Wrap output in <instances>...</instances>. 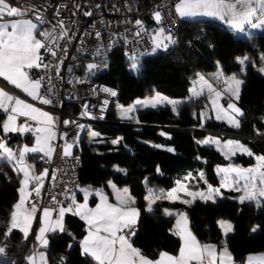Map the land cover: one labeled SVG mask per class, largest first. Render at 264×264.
I'll use <instances>...</instances> for the list:
<instances>
[{"label":"trees","instance_id":"trees-1","mask_svg":"<svg viewBox=\"0 0 264 264\" xmlns=\"http://www.w3.org/2000/svg\"><path fill=\"white\" fill-rule=\"evenodd\" d=\"M263 52V29L234 35L231 29L212 19H181L177 42L167 51H152L140 57L139 71L131 72L127 66L129 60L119 51H113L108 60L91 74L92 79L116 87V102L121 104L150 94L153 90L171 97H183L197 71L208 74L218 68L224 74H236L244 80L240 99L234 101L244 113L238 129L210 117L203 122L200 120L196 108L203 105L205 93L178 103V113L165 105L154 109L137 106L138 111L134 115L139 123L144 124L142 126L113 123L135 120L116 118L111 105L105 114V119L110 123H90L98 134L96 137L86 135L89 123L83 128L78 146L73 149L79 157L77 177L85 185L106 193V180L129 189L136 199L135 207L140 210L132 243L146 257L153 259L160 251L174 254L179 247V237L170 231L174 230L173 218L164 215L166 208L186 212L189 229L200 243L218 244L221 233L215 220L227 219L233 225V231L226 236L232 264H242L248 253H264V207L257 208L248 202L239 203L235 198L236 191L221 189L223 195L216 198L215 203L196 200L191 206L161 200L153 205L152 212L145 211L142 201L146 187L167 190L185 173H204L203 180H196L197 187L204 184L217 186L219 179L213 172L214 164L230 161L246 166L252 163L251 157L242 154L226 159L212 146L197 143L201 138L199 136L203 135L202 131L178 127L235 132L246 136L240 138V142L253 154L264 155V75L253 67ZM242 55L248 57L243 73L242 66L237 62V57ZM211 80L214 81V78ZM118 137L121 138L120 142L112 144L111 141ZM168 147H173L175 151L168 152ZM27 158L35 170L41 168L37 154H28ZM114 166L126 172H118ZM18 179L19 174L7 162L0 161V247L6 248L2 255L12 258L21 251L26 254L32 248L30 237L25 240L17 229L9 237L3 235L7 229L9 211L18 196ZM255 225L260 227L253 232L251 229ZM64 228L63 233H47L49 244L44 248L47 264H95L90 257L81 255L78 245L83 233V221L78 216L66 214ZM69 243L72 244L71 248L68 247Z\"/></svg>","mask_w":264,"mask_h":264},{"label":"snow or ice","instance_id":"snow-or-ice-1","mask_svg":"<svg viewBox=\"0 0 264 264\" xmlns=\"http://www.w3.org/2000/svg\"><path fill=\"white\" fill-rule=\"evenodd\" d=\"M175 12L180 18L207 17L218 19L226 23L233 30H242L246 25L251 28H264V0H177L175 4ZM26 13L22 12L18 7L12 6L9 0H0V78L6 81L8 85L13 86L25 96L33 101H38L42 105L52 104L50 94L53 91L52 77L39 76L33 78V70L54 67L57 76L61 74L60 65L63 60L53 65L51 61L45 62V57L41 50L49 53L53 59L58 57V50L67 53V43L60 44L61 40L71 42V36L66 30L63 21L58 22L60 32L40 31L39 25L32 19H11L5 18L22 17ZM85 15H91L85 12ZM157 23L161 21V13L156 11L153 13ZM259 22H254L255 20ZM36 20L44 23V20L37 15ZM137 26H142L141 20L135 21ZM56 26H54L55 28ZM139 34V33H137ZM74 36L75 33H72ZM99 37L100 33L97 32ZM39 37V38H38ZM176 41L172 35L165 34L163 28L159 29L153 36V52L167 51ZM213 47V45H209ZM99 51V50H98ZM248 61V57H237V62L242 66L241 73L245 71L243 67ZM260 61L264 64V54L260 56ZM98 67L97 64L90 63L87 70L91 73ZM256 67V65H253ZM132 71H139L136 63L131 66ZM259 73L264 74V66L258 68ZM198 80L196 85L191 89L192 97H200L207 89L210 94L212 111L215 113L216 120H224L232 128L238 129L241 126V117L244 116L243 111L233 101L240 99V93L244 80L237 78L236 74L231 77H225L222 71L213 74L215 80H223L225 87L223 90H217L204 76L197 74ZM47 89V94H43V90ZM115 97L117 92L108 88L103 89ZM227 95L229 102L224 107L219 101ZM107 103V101H105ZM179 102L170 100L166 96L157 92L154 96L144 99H137L135 104L130 107H121L120 118L122 120H139L135 118L138 111L137 106L141 108H156L159 105L167 104L172 106V110L178 113L177 104ZM0 111L6 113V118L0 122V128L5 136L9 133H32L35 137L34 146H23L19 148L18 153L9 147L5 139H0V160H4L11 164L12 169L16 173H22L19 180L18 201L13 205L10 212V223L4 232L5 237H9L14 229H18L23 234V238L27 240L32 230L33 220L36 218L38 206L30 197L33 193L39 197L44 187L43 178L48 175V169H44L39 175L34 173L33 166L26 163V155L29 153H42L43 157H47L51 161L55 151L53 141L57 139L55 125L56 117L53 114L29 103L27 100L19 96L12 95L4 88H0ZM82 115H90L85 108ZM195 115V114H194ZM24 117L23 123H18V118ZM205 113H200V119L203 122ZM75 121L64 120L63 124L68 126ZM83 128L84 125H79ZM79 135V133L77 134ZM96 132H90L91 137H96ZM67 133L63 134L60 139H65L62 150V158H70L73 156L74 143L67 142ZM121 138L111 141L112 144H118ZM206 145H215L218 151H221L226 159H231L238 152L247 156H253V152L239 141L227 140L223 143L219 138L208 137L203 141H197ZM155 147H161L156 145ZM168 152H174L173 147L167 148ZM199 159V157H198ZM79 162V157L75 158ZM256 164L249 168H242L238 165L229 163L226 167L217 166V174L221 175V183L219 187L207 185L206 189L197 187L195 190L191 187V181L196 179L189 173L183 181H176L175 187L165 191L163 189L154 190L146 188L145 211L152 212L153 205L157 201L166 200L169 202L179 201L182 204L191 206L196 200L205 203L211 201L216 202L217 197H221L223 193L221 189H231L240 193L236 198L239 203L245 202L254 204L257 208L264 207V155L255 156ZM118 172H126V170L114 166ZM159 167L157 172H159ZM53 170L52 176L55 179ZM199 179H204V173H198ZM110 187L114 190L116 203H110L108 196L102 189L89 191L83 189V202H78L75 194L68 199L65 205L62 201H57L56 197H52L53 203H58L56 209L44 207L39 217L40 228L36 232V242L46 248L49 240L46 238L47 233H55L57 231L63 233L64 218L66 214L78 216L87 225V234L80 241L81 255L90 257L95 264H228L232 257L225 243L224 247L217 251L214 244H201L189 229V220L185 211H173L164 209V215L167 217H175L174 230H170L174 235L178 236L181 244L178 255H171L167 252H160L159 257L152 260L142 254L141 250L134 247L132 237L136 234V225L140 217V210L135 207L136 199L133 197L127 187L117 189L112 181H108ZM29 185H32L29 188ZM68 189L65 188V192ZM181 193L184 197L182 198ZM98 197V203L95 207H89V196ZM27 205H30L27 206ZM55 213V218H54ZM223 234L226 236L233 231V225L229 221L219 220ZM259 225L253 226L251 231L255 232L259 229ZM70 234V233H69ZM69 248L72 244L69 243ZM6 252L5 247H0V254ZM27 264H47L46 255L43 251L35 253L33 256L25 258ZM63 257L61 260L63 261ZM249 264H264V256L250 257Z\"/></svg>","mask_w":264,"mask_h":264},{"label":"built area","instance_id":"built-area-1","mask_svg":"<svg viewBox=\"0 0 264 264\" xmlns=\"http://www.w3.org/2000/svg\"><path fill=\"white\" fill-rule=\"evenodd\" d=\"M9 2L26 13L22 16L23 18L38 22L42 31L55 30L59 33L58 22L63 21L71 36L70 43L66 40L60 41L61 45L67 43V53L58 50L56 59L41 50L45 62L51 61L55 65L60 59L63 60L60 65V76L56 75L54 67L47 71L40 69L32 72L34 78L48 75L52 77L53 91L50 94L52 104L42 105L31 98H25L58 118L55 125L57 139L53 141L55 148L53 157L51 161L47 157H39L41 166L48 169V175L44 178V187L40 196L35 200L38 211L44 207L56 209L59 204L52 202L53 196L57 201L64 200L66 203L72 194H76L85 186L77 177L76 154L73 152L72 157L62 158L65 139H60V137L67 133V142L74 143V148H76L81 132L88 123H110L111 121L105 119V114L116 102L117 95L113 97L103 89L108 88L118 93L116 87L92 79L91 74L96 69L89 73L87 65L93 63L100 66L108 60L113 51H119L128 60H138L143 55L152 52L154 44L149 32L152 26L163 28L165 33H170L177 42L181 18L175 12L176 0H9ZM156 11L161 13L159 23L155 22L153 17ZM85 12H90L91 15L86 16ZM37 15L44 20V23L36 20ZM138 19L141 20L142 26L136 25L135 21ZM97 32L100 33L99 37L96 36ZM72 33L75 35L73 36ZM2 84L6 89L20 95L9 85ZM220 85V82L215 83L216 88ZM43 94H47L46 88ZM85 108L90 115H82ZM64 120L76 123L65 126ZM22 122L23 119L19 117L18 123ZM113 123L144 125L127 121H114ZM79 125H84V127L80 128ZM178 128L189 131L199 130L217 136L246 137L224 129L193 126ZM53 170H56L55 179L52 176ZM65 188L68 189L67 192ZM23 253L24 251H21L10 264H27Z\"/></svg>","mask_w":264,"mask_h":264},{"label":"crops","instance_id":"crops-1","mask_svg":"<svg viewBox=\"0 0 264 264\" xmlns=\"http://www.w3.org/2000/svg\"><path fill=\"white\" fill-rule=\"evenodd\" d=\"M176 2H177V0H176ZM176 2H175V4H176ZM12 6H15V7H17L15 4H13V3H10ZM19 8V7H18ZM195 18H206V19H212V18H207V17H195ZM6 20H11V19H25V18H23V17H15V18H5ZM181 19H192V18H181ZM212 20H215V21H218V22H220L224 27H226V28H229V29H231L229 26H227L226 25V23L225 22H223V21H220V20H218V19H212ZM33 22H35V23H37L38 25H39V23L38 22H36V21H34L33 20ZM254 22H259V20L257 19V20H255ZM259 29H261V28H257V29H253V28H251V26L250 25H246L245 27H244V29H242V30H233V29H231L232 31H233V33L234 34H237V35H241V34H245V33H248V32H254V31H257V30H259ZM39 30L40 31H42L41 30V28H40V26H39ZM245 31H248V32H245ZM243 32H245V33H243ZM39 38V37H38ZM244 57V56H243ZM262 66H264V65H262ZM261 74V73H260ZM262 75H264V74H262ZM34 78V77H33ZM2 83H4V84H7V82L6 81H3V79L2 78H0V88H4L6 91H9V93L10 94H12V95H16V96H19L20 98H22V99H25L27 96H25L23 93H21L19 90H17V89H15L13 86H11V85H9L10 87H12L15 91H17L20 95H18V94H16L15 92H12L11 90H8V89H6L4 86H3V84ZM8 85V84H7ZM27 98H29V97H27ZM26 100V99H25ZM28 101V100H27ZM29 102V101H28ZM229 102V100H227L226 102H223L225 105L227 104ZM234 102V101H233ZM30 103V102H29ZM1 112V117H0V122H2L5 118H6V113H4V112H2V111H0ZM208 117H210V116H208ZM22 119H23V122H24V120H25V118L24 117H21ZM215 120V119H214ZM219 121H223V120H219ZM22 122V123H23ZM224 122V121H223ZM224 123H226V122H224ZM227 124V123H226ZM0 133H2V134H4L3 133V131H2V128H0ZM220 137V140H221V142L223 143L224 141H226V139H224L223 137H225V136H219ZM5 139L7 142H8V145L14 150V151H16L17 153H18V150H19V148H21V147H23V146H29V147H31V146H34V144H35V137L33 136V134L32 133H25V134H23V135H21V134H19V133H9V134H7V136H2V135H0V139ZM199 141H203V138L201 137L200 139H199ZM203 144V143H202ZM215 150H217V147L215 146V145H211ZM218 151V150H217ZM218 153L220 154V155H222L224 158H225V156L222 154V152L221 151H218ZM239 153V152H238ZM237 153V154H238ZM29 154H37L38 155V157H41V156H43V154L42 153H29ZM241 154V153H240ZM28 155V154H27ZM27 155H26V160H28V158H27ZM244 155V154H243ZM258 155H260V154H253V156H251V158H252V163H253V161H255V156H258ZM244 156H247V155H244ZM250 157V156H249ZM232 158V157H231ZM2 161H4V160H2ZM29 161V160H28ZM6 162V161H5ZM229 163H231L232 164V162H227V163H225V164H214L213 165V167H212V169H213V172H214V174H215V176L219 179V183H218V185L217 186H213V187H219L220 186V183H221V175H218L217 174V171H216V169H217V166H220V167H226ZM235 163V162H234ZM233 163V164H234ZM248 164V165H246V166H243V167H248V166H250V165H254V163L253 164ZM237 164V163H236ZM8 165L10 166V164L8 163ZM235 165V164H234ZM237 165H239V164H237ZM241 166V165H240ZM11 167V166H10ZM19 174V173H18ZM189 173H185V174H183V175H181L179 178H177L175 181H174V183H173V185L171 186V187H169L167 190H165V191H168V190H170V189H172L173 187H175V185H176V181H178V180H181V181H183L184 180V178L188 175ZM20 175V174H19ZM193 175V174H192ZM193 177H196V179H194L193 181H191V187H192V189L193 190H195L196 188H197V179H199V176H198V173H196V174H194L193 175ZM45 178V177H44ZM43 181H44V179H43ZM108 181H110V180H106L105 181V185L107 186V189H108V193H106V192H104L107 196H108V198H109V202L110 203H116V200H115V196H114V190H113V188L112 187H110L109 186V184H108ZM18 187V186H17ZM32 187V185H29V188H31ZM150 188H152L153 189V187L152 186H149ZM149 187H146V188H149ZM116 188L117 189H123V188H125V186H117L116 185ZM200 189H206L207 188V184H204V186L203 187H199ZM83 189H88L89 191H94V190H96V189H98V188H93V187H90L89 185H85L83 188H81L76 194H75V196H76V198H77V201L78 202H83ZM18 190V189H17ZM147 193H146V189H145V194L143 195V197H142V201H143V208L145 209L146 208V201L144 200V196L146 195ZM237 192H236V197H237ZM181 196H182V198H185V199H188V197H184L183 196V194L181 193ZM235 197V198H236ZM217 198H220V197H217ZM18 199H19V195L17 196V199H16V201L14 202V204L18 201ZM30 199L33 201V202H35V199H36V196H35V194L33 193V196L32 197H30ZM237 200V199H236ZM238 201V200H237ZM69 202V201H68ZM68 202H66V203H64L65 205L68 203ZM89 207H95V205L99 202L98 201V197H96L95 195H90L89 196ZM179 202V201H178ZM13 204V205H14ZM13 205H12V207H11V209H10V211H9V216H8V220H7V225H6V228H8V226H9V223H10V212L12 211V209H13ZM27 206H29L30 207V205H27ZM43 209V208H42ZM42 209H40L39 211H38V213L36 214V218L33 220V224L35 223V220L40 216V211L42 210ZM170 210H172V209H170ZM174 211V210H173ZM177 211H182V210H177ZM54 218H55V213H54ZM173 219V225L175 224V217L173 216L172 217ZM219 220H225V221H228L227 219H224V218H217L216 220H215V223H216V225L218 226V228H219V230H220V233H221V238L219 239V241H218V244H215V243H211V242H205V243H201L202 245L203 244H214V245H216L217 246V251H219V250H221L223 247H224V245H225V243H226V245H227V240H226V236L229 234H227L226 236L223 234V232H222V230H221V228H220V226L218 225V221ZM83 221V220H82ZM83 224H84V228H83V233H82V235L80 236V238H79V240H78V245H79V248H80V250H81V247H80V241L84 238V236L87 234V225L85 224V222L83 221ZM36 225H37V227L39 226V219H38V222L36 223ZM41 226V225H40ZM39 226V227H40ZM37 227H36V229H37ZM36 229H34L31 233H30V235L31 236H29L30 237V243L32 244V248L29 250V252L28 253H26V254H24L23 255V258L25 259L26 257H28V256H33L35 253H38L39 251H43L44 253H45V250H44V248H42L39 244H38V242H36V239H35V236H36ZM18 230V229H17ZM46 238H47V234H46ZM180 244H181V241H180V239H179V247H178V249H177V251H176V253H174V254H171V253H169V254H171V255H178V251H179V248H180ZM135 247V246H134ZM160 252H162V251H160ZM159 252V253H160ZM164 252H166V251H164ZM159 253L157 254V256L155 257V258H153L152 260H155V259H157L158 257H159ZM168 253V252H167ZM45 255H46V253H45ZM261 256H264V253H262V252H251V253H248V254H246L245 255V257H244V259H243V262H242V264H249V258L250 257H261ZM14 258H12V257H9V256H5V255H2V254H0V264H10L11 263V261L13 260ZM26 260V259H25ZM193 264H195V262H193ZM228 264H232V260L230 261V262H228Z\"/></svg>","mask_w":264,"mask_h":264},{"label":"rangeland","instance_id":"rangeland-1","mask_svg":"<svg viewBox=\"0 0 264 264\" xmlns=\"http://www.w3.org/2000/svg\"><path fill=\"white\" fill-rule=\"evenodd\" d=\"M154 17V16H153ZM156 22V21H155ZM160 28L158 27V26H152V27H150L149 28V32H150V39H151V41L153 42V36L155 35V33L159 30ZM261 29H263L264 30V28H261ZM245 32H248V31H245ZM245 32H243V33H245ZM166 34V33H165ZM167 35V34H166ZM234 35H237V34H234ZM262 54H264V52L262 53ZM262 54H260V56L262 55ZM243 56L244 55H242V56H239L240 58H243ZM133 63H136L137 64V66H138V60H135V59H133V60H129L128 61V68H129V70L131 71V72H133V73H135V71H132L131 70V66H132V64ZM263 64L261 63V61L260 60H258V62H257V64H256V67H254V69L256 70V71H258V68L259 67H261ZM218 68H215L213 71H211V72H209L208 74H204V73H202V72H199V71H197L196 73H195V75L193 76V78H191V80L189 81V85H188V88H187V94H185L183 97H171V96H167V95H165V94H162L161 92H159L160 94H162V95H164V96H166L167 98H169L170 100H173V101H177V102H186V101H188V100H190V99H192V98H196V97H192V95H191V89L193 88V87H197V90H199V87L196 85V81L198 80V76H197V74H200V75H202V76H204V78L206 79V80H208V82L209 83H211L212 85H213V87L214 88H216L215 87V83L216 82H218L217 80H215L214 79V81H212L211 79L212 78H214L213 77V74H216V73H218ZM259 72V71H258ZM224 74V73H223ZM233 74H224V76L225 77H231ZM211 78V79H210ZM237 78H240L239 76H237ZM241 79V78H240ZM219 82H220V87L219 88H216L217 90H223V88L225 87V85H224V83H223V80H219ZM158 91H155V90H153L150 94H145V95H143V96H141V97H135V98H133L132 100H130V101H128L127 103H125V104H121V103H119V102H114L113 103V109H114V111H115V116H116V118H118V119H121L120 118V109H121V107H130V106H133L134 104H135V101L137 100V99H144V98H146V97H151V96H154L156 93H157ZM204 93H205V96L203 97V105L202 106H200L199 108L197 107L196 109V112H197V114H198V117L200 118V113L203 111L204 113H205V118L204 119H206L208 116H210V118H212V119H215V113L212 111V104H211V99H210V94L208 93V91H207V89H205L204 90ZM227 100H229L228 99V97H227V95H224V97L219 101V103L221 104V105H223L224 107H226L227 106V104L225 105L223 102H226ZM169 106V107H171L172 108V106L171 105H167V104H162V105H159V107H161V106ZM158 107V106H157ZM122 120V119H121ZM201 120V119H200ZM216 120V119H215ZM224 121V120H223ZM126 122V121H125ZM225 122V121H224ZM122 124V123H121ZM226 124V123H225ZM96 132V130L95 129H93L92 128V126L90 125V123L87 125V128H86V135L87 136H90V132ZM199 137H202L203 138V140L205 139V138H208V137H212V138H219L220 139V137L219 136H217V135H214V134H209V133H206V132H203V135H200ZM224 139H226V141L227 140H234V141H239L240 142V138H243V137H239V138H237V137H235V136H225V137H223ZM247 138H249V139H252V138H250V137H247ZM2 139V138H1ZM254 140V139H253ZM10 147V146H9ZM238 154H240V153H238ZM243 155V154H242ZM0 161H2V160H0ZM26 163L27 164H30V165H32V163L30 162V161H28V160H26ZM234 162H232V164H233ZM253 163H254V165L256 164V160L255 161H253ZM252 163V164H253ZM235 165H237L236 163H234ZM254 165H250V166H248V167H243V166H240V165H238V166H240V167H242V168H249V167H252V166H254ZM10 166H11V164H10ZM33 166V165H32ZM12 167V166H11ZM114 169H115V167H113ZM33 169H34V167H33ZM44 167H42L41 166V168L40 169H38V170H35L34 169V173L35 174H37V175H39L41 172H43L44 171ZM20 175H19V179H18V187H17V189L20 187V184H19V180L22 178V173H19ZM44 179V178H43ZM238 193V192H237ZM240 195V193H238L237 194V197ZM236 197V198H237ZM238 200V199H237ZM41 213H42V210L40 211V215H41ZM40 217V216H39ZM39 217L35 220V223L32 225V231L34 230V229H36V227H37V225H36V223L38 222V219H39ZM39 226H40V222H39ZM37 227V229H36V231H38V229L40 228V227ZM32 231H30V233L32 232ZM30 233H29V236H31L30 235Z\"/></svg>","mask_w":264,"mask_h":264},{"label":"water","instance_id":"water-1","mask_svg":"<svg viewBox=\"0 0 264 264\" xmlns=\"http://www.w3.org/2000/svg\"><path fill=\"white\" fill-rule=\"evenodd\" d=\"M62 202H64V200H62ZM65 203V202H64Z\"/></svg>","mask_w":264,"mask_h":264}]
</instances>
